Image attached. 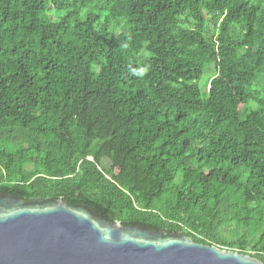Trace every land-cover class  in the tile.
<instances>
[{
  "label": "trees",
  "instance_id": "obj_1",
  "mask_svg": "<svg viewBox=\"0 0 264 264\" xmlns=\"http://www.w3.org/2000/svg\"><path fill=\"white\" fill-rule=\"evenodd\" d=\"M3 192L264 264V0H0Z\"/></svg>",
  "mask_w": 264,
  "mask_h": 264
},
{
  "label": "water",
  "instance_id": "obj_2",
  "mask_svg": "<svg viewBox=\"0 0 264 264\" xmlns=\"http://www.w3.org/2000/svg\"><path fill=\"white\" fill-rule=\"evenodd\" d=\"M0 264H263L180 233L109 223L63 199L0 194Z\"/></svg>",
  "mask_w": 264,
  "mask_h": 264
},
{
  "label": "rangeland",
  "instance_id": "obj_3",
  "mask_svg": "<svg viewBox=\"0 0 264 264\" xmlns=\"http://www.w3.org/2000/svg\"><path fill=\"white\" fill-rule=\"evenodd\" d=\"M212 71H209L207 73H205L199 80L198 82V86L200 87V89L202 91H204V86L206 84V82L210 79V75L212 74ZM104 165L107 166V162H104Z\"/></svg>",
  "mask_w": 264,
  "mask_h": 264
},
{
  "label": "clouds",
  "instance_id": "obj_4",
  "mask_svg": "<svg viewBox=\"0 0 264 264\" xmlns=\"http://www.w3.org/2000/svg\"><path fill=\"white\" fill-rule=\"evenodd\" d=\"M148 69L146 67H141L139 70L137 71H134V75L140 77V78H143L144 75H146Z\"/></svg>",
  "mask_w": 264,
  "mask_h": 264
}]
</instances>
